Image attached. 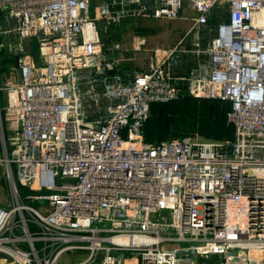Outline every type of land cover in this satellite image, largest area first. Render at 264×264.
Masks as SVG:
<instances>
[{
  "label": "built area",
  "instance_id": "1",
  "mask_svg": "<svg viewBox=\"0 0 264 264\" xmlns=\"http://www.w3.org/2000/svg\"><path fill=\"white\" fill-rule=\"evenodd\" d=\"M95 2L0 0V34L34 39L41 59L20 56L18 80L0 87V160L13 195L0 204V264H57L68 252L86 255L78 264H128L127 255L197 264L213 253L240 264L247 251L264 259V0H107L92 14ZM218 4L227 18L209 44V70L191 75L188 90L228 103L233 137L147 141L152 105L179 98L170 68L185 40L155 49L124 79L97 22L107 32L186 8L192 31ZM89 69L102 95L79 89ZM101 96L113 101L108 115L87 118L85 102Z\"/></svg>",
  "mask_w": 264,
  "mask_h": 264
},
{
  "label": "rangeland",
  "instance_id": "2",
  "mask_svg": "<svg viewBox=\"0 0 264 264\" xmlns=\"http://www.w3.org/2000/svg\"><path fill=\"white\" fill-rule=\"evenodd\" d=\"M104 1L107 0H96L92 4L91 13L93 14V9L97 2L99 4ZM192 17V12L185 8L181 18L155 19L141 17L126 19L122 22L134 27L127 30V33H130L127 35L129 36L128 39L136 38V40H139L140 37H144L147 40V45H172L175 40H196V45L194 44L195 49L192 52H188L182 48L176 51L171 59L170 69L174 76V83L181 88L179 98L175 101L179 100L181 102H160L158 105L160 107L155 111L157 115L154 113L152 117V128H155L156 131L152 135L154 139L152 141L162 137L161 133L165 132V126H168L170 129V134L166 138L177 137V135H199L203 139H209L203 136L202 132L205 130L207 124L208 118L206 117V113H213V109L208 104H214V101H206L204 98L192 96L188 90V78L193 74H206L209 70V44L216 34L218 25L227 18V11L222 5H216L207 23L190 31L193 22ZM10 25H12V21L5 22V27H9ZM97 25L103 36L108 33L104 31V25L101 22H97ZM111 27L113 26H110L109 29ZM112 37L110 36V38ZM104 41L106 50L108 49L106 59L109 62H113L115 53L122 46V40L114 38V40L104 39ZM127 41L132 43V40H125L123 43H127ZM117 43L119 47H115ZM26 53L35 55L36 60L41 62V59L38 57L37 43L34 39L21 40L12 33L0 34V87L11 79L18 80L19 74L16 64L20 56ZM79 89L84 92L94 91L102 95V84L97 70L89 69L82 71ZM4 97L5 93L1 91L0 98L2 103ZM112 103L111 99L103 96H101L99 103L88 100L85 102V115L87 118H103L108 115V107ZM165 119L167 121H164ZM148 134L146 133L145 139H149ZM0 155L3 156L1 150ZM31 192V189L20 188L21 196L28 195ZM12 201L13 195L8 186L5 173V161L2 159L0 160V204L8 208ZM27 202L35 207L39 206V201L37 200L32 201L27 199ZM85 258L86 255L84 254L68 252L61 256L57 264H78V262ZM127 259L128 264H137L135 258L130 255H127ZM240 260V264H264L262 254L255 251L245 252ZM197 264H224V257L222 254L213 253L208 258H198Z\"/></svg>",
  "mask_w": 264,
  "mask_h": 264
},
{
  "label": "crops",
  "instance_id": "3",
  "mask_svg": "<svg viewBox=\"0 0 264 264\" xmlns=\"http://www.w3.org/2000/svg\"><path fill=\"white\" fill-rule=\"evenodd\" d=\"M134 28L130 26L128 23H121L118 25H113L111 29H109L107 34L103 36H107L104 39L114 40V38H118V40H122V46L115 53V61L117 65V73H119L122 78H129L132 73L135 71L138 72L146 68L149 62L154 58L155 49H169L175 46L180 40H175L172 45H147V40L144 37H140L139 40L136 38L128 39L130 33H127V30ZM110 36H113L110 38ZM109 38V39H108ZM125 40H132V43L128 42L123 43ZM190 42V43H189ZM196 40H185L181 45L184 50L188 52H192L195 49ZM150 126L147 127L149 131Z\"/></svg>",
  "mask_w": 264,
  "mask_h": 264
},
{
  "label": "trees",
  "instance_id": "4",
  "mask_svg": "<svg viewBox=\"0 0 264 264\" xmlns=\"http://www.w3.org/2000/svg\"><path fill=\"white\" fill-rule=\"evenodd\" d=\"M206 101H214V104H208L213 109V113L212 112L206 113V117L208 119L206 121L207 124L205 126V130H203V132H202L203 136L208 137L209 139H212V140L232 138L234 135V129H233V126L227 122V111L229 108L228 103L224 102V101L212 100V99H206ZM175 102H181V101L178 100ZM159 104L160 103H154L152 105L151 117L145 126V128H146L145 138H146V133H149L148 134L149 139H146L147 141L154 140L152 135L156 131H155V128H152V125H153L152 124V119H153L152 117H153L154 113L156 114V112H155L156 109L160 107V106H158ZM163 118H165V117L163 116ZM164 121H167V119H165ZM148 126H150L149 131L147 130ZM164 129H165V132L161 133L162 137H159V139H157V140L164 139L170 134V129L168 126H165ZM177 136H179V135H177Z\"/></svg>",
  "mask_w": 264,
  "mask_h": 264
}]
</instances>
